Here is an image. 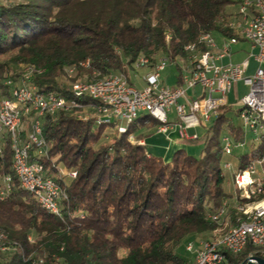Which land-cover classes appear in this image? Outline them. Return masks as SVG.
<instances>
[{
	"label": "trees",
	"instance_id": "trees-1",
	"mask_svg": "<svg viewBox=\"0 0 264 264\" xmlns=\"http://www.w3.org/2000/svg\"><path fill=\"white\" fill-rule=\"evenodd\" d=\"M241 3L3 0L0 80L12 77L21 65L34 66L42 71L34 78L39 91L67 99H72L69 89L79 81L121 74L132 84L130 74L141 59L153 69L162 61L178 64L188 60V46L206 49L200 43L206 34L236 36L229 25L235 17L232 8ZM70 68L76 71L73 78L67 75ZM229 110L222 107L208 128L202 157L180 150L171 162L130 143L131 136L159 126L147 114L108 145H100L110 128L106 124L80 120L75 111L46 116L43 133L50 145L49 158L43 159L46 168L56 162L78 172L75 179L60 182L67 195L62 218L43 210L21 188L11 169L8 140L0 177L11 174L13 184L9 197L0 199V228L16 251L7 264H30L34 257H43L44 264H191L190 258L178 254L181 245L221 229L226 202L234 200L226 191L219 139L226 125L236 141L244 142L246 136L226 118ZM263 158L264 142L238 157L236 169L246 170L252 159ZM263 200L264 189L250 199L236 200L224 234L246 220L243 208ZM222 209L226 212L220 217ZM120 251H125L124 257ZM250 254L262 257L261 248L249 244L240 254L226 256L229 264H247Z\"/></svg>",
	"mask_w": 264,
	"mask_h": 264
},
{
	"label": "built area",
	"instance_id": "built-area-1",
	"mask_svg": "<svg viewBox=\"0 0 264 264\" xmlns=\"http://www.w3.org/2000/svg\"><path fill=\"white\" fill-rule=\"evenodd\" d=\"M229 26L236 36L228 37L220 51L213 34L201 38L200 43L206 46L204 51L196 44L186 48L190 53L186 61L190 70L186 71L188 75L183 76V84L176 88L161 84L160 72L166 65V61H162L147 76L146 87L142 90L125 76L113 74L95 81L72 84L69 89L72 99H67L55 93H41L34 78L42 71L34 66L21 65L12 77L0 80V160L9 140L13 151L11 169L21 188L29 192L43 210L62 218V202L67 195L60 182L64 178L75 179L78 172L69 171L56 162L52 168H46L43 159H48L50 154V145L43 133L46 116L75 111L80 120L92 119L99 125L106 124L110 128H117L120 134H126L141 114H147L159 123V133L166 134L178 129L182 139L193 141L197 137L189 136L187 130L207 127L214 122L220 109L228 104L227 96L238 82H243L249 89L241 101L239 116L254 136V141L263 143L264 0H242ZM241 38L250 44L252 50H257L254 57L259 67L251 76L246 75L248 60L240 64H218L224 58H231L233 46ZM148 65L147 59H141L138 67ZM75 72V68L68 69V77L73 78ZM197 86L205 90V95L190 98L188 91ZM86 110L91 114H83ZM173 110L175 119L170 117ZM25 135L26 138H23ZM130 139L132 141V136ZM137 145L145 144L139 142ZM243 146L228 136L222 142L225 156H233V148ZM258 166L264 169V158L252 159L248 169L234 173V184L245 199L263 192L264 175H260ZM232 167L231 162L225 163L226 170ZM12 184L11 174L0 177V199L9 197ZM242 211L246 220L239 226L201 242L197 250L194 244L187 245L188 252L196 253L191 264H229L226 253L240 254L249 244L256 248L264 247V200L250 204ZM225 212L222 209L219 216H224ZM15 251V246L0 228V257ZM255 257L250 254L247 264H256ZM44 260L43 257L34 258L30 264H44Z\"/></svg>",
	"mask_w": 264,
	"mask_h": 264
},
{
	"label": "rangeland",
	"instance_id": "rangeland-1",
	"mask_svg": "<svg viewBox=\"0 0 264 264\" xmlns=\"http://www.w3.org/2000/svg\"><path fill=\"white\" fill-rule=\"evenodd\" d=\"M3 1V0H0ZM232 11L234 12V14H237L238 12V8H232ZM214 37H216L218 40H220V36L217 33H214ZM177 65L170 63L169 61H166V65L164 67V69L160 72V77H161V81L164 82V84L166 86H169L171 88L173 87H177L178 85V76H179V71L176 67ZM13 68H16L15 66ZM256 68V64L253 60H251V69L254 70ZM153 68L149 67V66H141L138 67L135 71L131 72L130 74V80L132 81V83L140 90L144 89L146 87V81L145 79L147 78L148 75L153 73ZM249 92L248 87L245 88L243 85H240L238 88V92H236V100H233V96H231V94H228V99L231 103H234V106L232 108V110L228 113V119H231L233 123L240 125L242 122L239 119V117L237 116V114L235 113V111H238L239 109H241V104H237L238 101H240L239 99H241L243 96H246ZM174 111V110H173ZM83 114H88L90 115L91 113L86 110L85 112H83ZM171 118H173V114L170 115ZM228 122V121H227ZM209 126L213 125L212 122L210 124H208ZM227 126L226 125L223 128L222 133L220 134V142H223V139L226 137L227 135ZM243 132L245 133L246 137H245V146L242 148H233L234 153L233 156H224L223 160H222V169L224 170V175L227 178V184H226V191L228 193H230L231 195H234V200L232 201H227V216L224 217L221 221V223H223V227H221V229H218L216 232H214L213 234H207L208 237H203V235H198L196 237V239L198 240H203V239H211L213 237L219 236L224 234V232L228 229L231 219H230V210L233 207H236L237 203L235 204L236 200H242L245 199L243 197V193L238 190L234 184V173L237 172L238 170L236 169L238 166V160L237 157H240L243 154L246 153H251L252 151H254L255 149H257L260 146L259 142L254 141V137L252 135V133L249 131L248 128L243 126ZM118 136H120V133L118 132L117 128H109L108 131L106 132V136L105 138L102 139L100 145H108L110 143L113 142V140H115V138H117ZM231 139L235 142V138L233 136H230ZM26 138V135L23 137ZM144 137L142 136H132V141H130L131 139L129 138L130 143L132 144H136L139 142L144 143L143 141ZM148 147H147V151L150 152L153 156L155 157H159L161 159H163L164 161H172L173 159V155H174V151H172L169 154V151H167V147L169 146L167 141L165 140V136H159L156 135L154 136L153 140L148 141ZM142 147H145L142 146ZM206 148V143L203 142V140L198 141L196 143H192V144H185L184 145V149L186 151L187 154L189 155H194L198 158L202 157L204 155V149ZM169 154V155H168ZM231 162L233 164V167L231 170H226L225 167V163ZM258 172L260 173V175H264V169L262 168V166H258ZM238 206V205H237ZM241 210V209H240ZM186 246L187 243L184 242L181 245V248L178 250V254L182 255L183 257L189 259L190 258V254L187 253L186 250ZM12 253L8 254L6 257L11 258ZM119 256L120 257H124L125 256V251H120L119 252ZM37 258V257H34ZM2 259H0L1 262Z\"/></svg>",
	"mask_w": 264,
	"mask_h": 264
},
{
	"label": "crops",
	"instance_id": "crops-1",
	"mask_svg": "<svg viewBox=\"0 0 264 264\" xmlns=\"http://www.w3.org/2000/svg\"><path fill=\"white\" fill-rule=\"evenodd\" d=\"M219 36L221 37L220 40H218L216 37L215 38V41L218 45V48H219V51L222 49L225 41L228 39V37H225L223 35H220ZM257 54V50H252L250 44L244 40L243 38H241L238 42L237 45L233 46V52H232V56L231 58H224L223 60L219 61L218 64H221V65H226V64H229V63H233V64H240L244 61H247L249 62L248 64V69L246 70V75L247 76H251L253 75L256 70L258 69L259 67V63L256 61L254 55ZM251 60H253L256 64V68L254 70L251 69ZM177 65V69L179 71V76H178V85L177 87H179V79H181L183 81V76H186L188 75L186 73L187 70H190V66H189V63L186 62V61H182V60H178V64H175ZM154 70V69H153ZM132 82V81H131ZM160 82L163 86H166L164 84L163 81H161V77H160ZM133 84V83H132ZM134 85V84H133ZM240 85H243L245 88H247L243 82H238L234 88L232 89V91L229 93L231 94V96H233V100H236V92H238V88ZM135 86V85H134ZM169 87V86H167ZM171 88V87H170ZM173 88H176V87H173ZM188 95L190 96V98H198V97H201L203 95H205V90L201 87V86H197L195 87L194 89L188 91ZM245 96H243L241 99H239L240 101H238L237 104H241V107H242V99L244 98ZM227 101H228V104L224 107H227L228 109H230L227 113H226V118H228V113L232 110L233 106H234V103H231L227 97ZM240 111V109L238 111H235V113L237 114V116L239 117V119L241 120V124L240 125H237L235 123L232 122L231 119L230 122L236 127V128H240L242 133L245 135V133L243 132V126H244V123L242 121V119L240 118L238 112ZM173 118L172 119H175V113L173 111ZM151 125V123H148ZM210 124V123H209ZM213 124V122H212ZM212 126V125H211ZM150 127V126H149ZM210 126L208 125L207 127H203V126H198V127H195V128H190L187 130V133L189 136H196L197 137V140H193V141H189V140H185V139H182L179 132H178V129H174V130H171L169 131L168 133L164 134V133H159L158 132V127H150V128H146L144 129L143 131H141V135H143L144 139V144H145V148L147 150V147H148V141L150 140H153L154 139V136L156 135H159V136H165V140L167 141L168 143V147H167V151H169V154L174 151V155L180 151V150H184V145L187 143V144H192V143H196L198 141H201L203 140V142L205 143L206 142V139L208 137V128ZM245 127V126H244ZM227 135L228 137L230 136H233L231 133H230V130L227 126ZM246 136V135H245ZM234 137V136H233ZM254 137V136H253ZM235 138V137H234ZM235 143L236 144H243L245 146V143L244 142H241V141H236L235 139ZM222 144V143H221ZM243 146V147H244ZM242 148V147H239V149ZM186 152V151H185ZM150 153V152H149ZM151 154V153H150ZM168 154V155H169ZM152 155V154H151ZM173 155V157H174ZM153 156V155H152ZM194 156V155H193ZM238 158V157H237ZM167 162V161H165ZM171 162V161H169ZM211 235V234H210ZM203 237H208L207 234L203 235ZM212 239V238H211ZM209 239H203V240H198V239H195L194 241L190 242L192 244L195 245V250L199 249L200 248V244L201 242L203 241H207ZM189 243V244H190ZM187 251V250H186ZM187 253L190 254V260L193 262L194 261V258H195V255L196 253L194 252H188ZM261 253H262V257L264 259V247L261 248ZM7 255H3L2 257H0L1 262L0 264H7V260H8V257H6Z\"/></svg>",
	"mask_w": 264,
	"mask_h": 264
},
{
	"label": "water",
	"instance_id": "water-1",
	"mask_svg": "<svg viewBox=\"0 0 264 264\" xmlns=\"http://www.w3.org/2000/svg\"><path fill=\"white\" fill-rule=\"evenodd\" d=\"M256 264H264V259L261 257H255Z\"/></svg>",
	"mask_w": 264,
	"mask_h": 264
}]
</instances>
